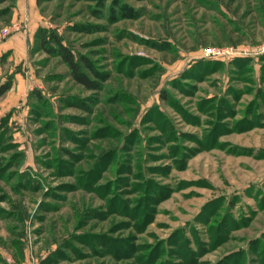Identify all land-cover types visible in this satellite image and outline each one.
Here are the masks:
<instances>
[{"label": "rangeland", "instance_id": "1", "mask_svg": "<svg viewBox=\"0 0 264 264\" xmlns=\"http://www.w3.org/2000/svg\"><path fill=\"white\" fill-rule=\"evenodd\" d=\"M37 1L0 61V264H264V0Z\"/></svg>", "mask_w": 264, "mask_h": 264}, {"label": "crops", "instance_id": "2", "mask_svg": "<svg viewBox=\"0 0 264 264\" xmlns=\"http://www.w3.org/2000/svg\"><path fill=\"white\" fill-rule=\"evenodd\" d=\"M37 4V0H14L12 3L6 1V17L2 14L6 23L4 27L18 19L26 20L28 27L25 31L14 33L0 40V61L4 62L7 58L9 61L19 62L27 58L30 41L36 32L35 27L38 26L39 21L36 13Z\"/></svg>", "mask_w": 264, "mask_h": 264}, {"label": "trees", "instance_id": "3", "mask_svg": "<svg viewBox=\"0 0 264 264\" xmlns=\"http://www.w3.org/2000/svg\"><path fill=\"white\" fill-rule=\"evenodd\" d=\"M14 0H0V3ZM2 13V12H1ZM37 42L39 50L49 54L50 56H57L66 65L72 79L87 90H96L97 83L91 79L90 75L85 72L83 68L85 59H78L73 50L66 45L62 38L55 32L48 29H40L37 35ZM12 89L11 83H3L0 85V98L5 96ZM167 98V97H164ZM25 217V213H23Z\"/></svg>", "mask_w": 264, "mask_h": 264}, {"label": "built area", "instance_id": "4", "mask_svg": "<svg viewBox=\"0 0 264 264\" xmlns=\"http://www.w3.org/2000/svg\"><path fill=\"white\" fill-rule=\"evenodd\" d=\"M27 27H28V23L26 20H21V19L15 20L9 26H6L2 29L0 40L14 33L25 31ZM208 53L212 55H223V54H230V51H221L218 49H212L209 50Z\"/></svg>", "mask_w": 264, "mask_h": 264}]
</instances>
